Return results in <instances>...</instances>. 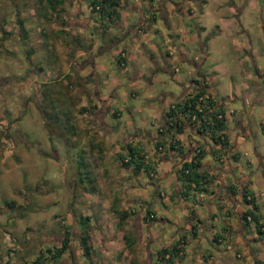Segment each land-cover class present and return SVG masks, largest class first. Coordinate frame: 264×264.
Here are the masks:
<instances>
[{"label":"rangeland","instance_id":"rangeland-1","mask_svg":"<svg viewBox=\"0 0 264 264\" xmlns=\"http://www.w3.org/2000/svg\"><path fill=\"white\" fill-rule=\"evenodd\" d=\"M172 1L180 3L181 20L176 21L170 8L150 13V2H140V11L149 13L155 20L149 29L141 22L136 23L138 16L132 10L128 12L125 26L118 13L109 20L102 19L90 9L88 0H64L53 9L48 8L44 0H0V123L10 131L14 127L15 134L30 142L23 145L20 140H14L13 147H8L0 160V207H6L5 212L0 213V264H29L41 251L45 255L43 264H90L75 239L80 234L88 237L91 264H157L149 260L148 244L139 241L141 232L145 236L146 231H135L137 221L133 218L147 204L148 207L149 203L153 204L155 228L164 229L158 231L165 236L166 228H170L171 233L177 232L175 221L183 223V208L173 203L174 194L171 200L167 199L172 183L168 186L166 181L157 182L160 167L144 169L141 173L144 183L140 185L139 178L131 171L132 164H123L122 158L126 155L121 144L133 139L130 131L134 126L140 131H153L159 119L156 114L182 93L180 79L196 78L194 72L187 73L188 64L177 59L169 62L170 72L162 65L161 70L156 71L143 65V43H150L148 36L151 42H158L159 37L156 39L153 34H167L169 23L172 34H181L175 37L176 45H181L182 35L189 36L186 43L189 59L201 52L200 44L205 46L207 58L201 73L209 82L208 90L216 99H221L225 125L230 126L232 116L251 109L243 120L251 129L248 140L238 146V165L242 170L233 169L232 176L248 177V188L258 202L255 213L264 224V174L257 167L253 153L254 147L264 159V96L261 88L254 87L257 85L254 80L243 77L245 72H252L255 65L259 71H264V55L256 59L249 57V49L242 51L232 37L225 35L242 34V26L245 29L249 26L248 34H264L261 29L264 20L260 21L259 12L251 9L256 0H247L241 27L232 23L229 27L225 24V29L217 20V12L229 13L230 0H201V11L196 7V0ZM224 1L226 6H222ZM126 27L133 30L128 31ZM191 34H201L199 42L191 40ZM116 39L118 42L110 46ZM105 44L107 46H102ZM257 48L258 52L264 51L262 46ZM236 53L247 55L248 60L239 61L233 57ZM87 56L92 58V63L86 66L83 61ZM122 56L123 65L119 64ZM31 65L39 70L38 74H32L35 69L29 71ZM89 71L93 75L85 80ZM244 83L249 86L245 91L257 98L248 105L231 98V93L237 90L242 93L240 84ZM38 85L35 102L27 101L23 112L18 113L22 108L20 102ZM96 93L108 101L103 122L111 130L101 128L100 122L95 126L89 123L90 118L106 111V102L101 106L102 111L99 110ZM13 118H16L14 126L8 125L7 120ZM142 142L138 146L146 144ZM146 142L151 146L145 148L146 153L155 157L153 143ZM198 150L195 148L194 154ZM216 153L220 155L221 151L216 149ZM206 160L211 165L219 164L208 156ZM152 179L157 182V188L149 185L143 189ZM156 191L165 193V206L152 202ZM127 194L129 201H133L125 209L127 216L124 217L121 212L126 203L124 198H129ZM143 214L145 217L146 210ZM84 217L87 218L85 227L79 224ZM63 228L70 232L68 246L58 257L51 258L45 248L60 245ZM52 232L61 235L59 241L52 235L38 236ZM245 238L264 257V233H257L251 225ZM206 240L210 243L207 234ZM101 243L107 244V252L101 248ZM240 250L238 244L231 247V251ZM197 255L193 247L186 246L181 261L176 264H204ZM154 258L157 261L156 256Z\"/></svg>","mask_w":264,"mask_h":264},{"label":"crops","instance_id":"crops-1","mask_svg":"<svg viewBox=\"0 0 264 264\" xmlns=\"http://www.w3.org/2000/svg\"><path fill=\"white\" fill-rule=\"evenodd\" d=\"M145 1L150 2V13H153V11L161 13L166 10V8H170L173 11L171 12V15H173L174 13L176 21L181 20L182 18L180 14V3H174L172 0ZM196 1L198 2L196 3V7L197 9H199L201 0ZM140 2H143V0H134V3H127V0L120 1L116 13H118L119 17H122V23L124 24V26L125 24H127L125 22L127 20L128 12L132 10L138 16V21L136 22L137 24L141 22V24H145L149 29L152 27V24L155 22V20L151 18L149 13H142L140 11ZM201 9L199 10L201 11ZM185 10L189 11L190 8H186ZM229 15L230 11L229 13H223L222 15L217 12V20L224 24L223 29L226 28L225 24H228V27L232 24V20ZM223 17H227V19H224ZM161 21L164 23L162 19ZM168 26L169 28L167 29V34H153L156 39L157 37H159L158 42H151L152 39L148 36L147 40H149L150 43L148 45H145L143 43L142 48L145 54V62L143 64L144 67L153 68L156 71L161 70L162 65L165 70H168L170 72L169 62L177 59V61L179 62L185 61L189 66V68L187 69V73L191 74V72H194L196 78L191 77L187 79L186 77H184L180 79L179 85L183 88L182 93L178 97L172 98V100H170L169 102L168 107H164V109H162L160 113L156 114L155 117L159 119L156 122L155 129L153 131H140L139 128L134 126L133 130L130 131L133 139H129L128 141L124 140V144L121 145L127 148V144H130L132 146L135 144L134 146L145 151L144 163H146L151 168H153V166L160 167L157 175V182H162L164 184V182L166 181V185L168 186H170V184L172 183L173 189L170 188V190L167 191V194L169 195V198L167 199L171 200L174 194L175 200L173 201V203L183 208L184 216L182 224H178L177 221H175V224H177V232L171 233L170 228H166L168 229L167 234H164L165 236H163L159 234L158 230L164 229L155 228L157 220L154 221L155 211L152 210L155 206L149 203L150 207H148L147 204V207L143 208L144 210H150L149 216L147 217L146 215L145 217H143L144 210L142 208L143 211L140 210L139 214H137L133 218V221H137L134 226L135 231L141 232L139 230L141 229L142 231L145 230L147 233L145 236H142L141 232L139 241L144 242L145 245L146 243L148 244L146 252L151 256L149 259L151 263L156 262L154 258L156 256V250L162 247L169 246L176 240L180 239L183 242L182 245L180 244L182 246V255L185 252L186 246L193 247L194 251L198 253V258H202L204 260V264H264L263 253L257 248L251 247L249 245L250 240L245 238V232L249 231L251 225H253L255 228V225L254 222L249 219V216H247L246 220L242 219L240 216L244 210L250 209L251 205L243 200L240 193L241 187H244L247 190L248 193L246 197L253 202L256 208L254 210V213L255 211H257V199L255 196H253V193L248 188V177L246 176L245 178L244 176H241L242 171H240L241 177L238 178L234 175L232 176L233 169L235 170L240 167L239 169L242 170L241 166L238 165V146L243 145L248 140L247 134L251 129L243 120L251 112V109H248L247 112L239 114L238 116H232L231 121L228 122L230 126L224 125L223 136L224 139H226V144L224 145H220L219 143L214 142L206 132L199 131L195 127V124L188 122L187 119L182 120V127L180 131H176L173 128H168L165 123V112L169 108V106H171L172 103L181 100V98L188 96V94L195 93L198 89H203L204 95H208L210 98L215 100L216 104H220V106L222 105L221 99H216L214 93L208 90L209 82H207V80L202 76L203 74L201 73L202 66L205 59L207 58L206 51L204 49L205 46L203 44H200L201 52L198 55L194 56L192 59H189L187 57L186 50V43L189 41V36L185 37L184 35H182L181 39L179 40L181 45H176L177 39L175 37L176 35L181 34H172L170 30V28H172V24L169 23ZM127 27L126 30H133L128 29ZM248 27L249 26L246 27L247 31L249 30ZM181 30L182 29L179 27L178 31L180 32ZM225 35L232 37L233 43L235 42L234 44H236L237 47L242 51L247 52L246 49H249V54L251 55L249 57H254L256 59L260 58L261 55H264V51L258 52V46H256L257 43H260L262 45V48H264V34H248V40H251L252 44V46L249 48L243 45L244 37H242L241 35ZM213 36L214 34L210 35V39H212ZM200 37L201 34H191V40L193 41L199 42ZM116 42H118V39L113 40L110 43V46L115 45ZM102 46H107V44ZM120 55H122L121 51ZM234 55L235 56L233 57L238 58L239 61H243V59L248 60V56L245 54H241L240 56V54L236 53ZM119 62V64L122 65L123 62L125 63L123 56L119 60ZM248 65L250 64L248 63ZM92 66L95 67V63H93ZM240 71L242 70L240 69ZM173 76L175 78L177 77V74H172V77ZM243 77L246 80H254L256 82L255 84H257H253L254 87L259 88L260 80L261 78H264V71H259L257 65H255L252 72H245L243 74ZM240 85L243 87L242 93L240 94L239 90L231 93L232 99H238L242 104L245 103L247 105L251 101L257 100V98H254L253 94L249 93V91H245L249 87L247 84L244 83ZM260 93L264 96V87L260 89ZM255 94L258 95L257 92ZM161 97L165 98L164 95H162ZM107 102L108 101H106V105H104L106 111L101 112L100 116H93V118H90L89 123L95 126L96 124L98 125V122H100L103 126L101 128L111 130V128H109L108 125L103 122L105 114L107 113ZM223 112L224 113L222 118L224 119L225 123L226 114L224 109ZM141 140L146 144H143V146H138V144L143 143ZM147 140L153 143L152 149L156 150V153H154L155 157L149 156L146 153L145 148L147 146H150L147 144ZM176 140H178V147L174 144V148L170 149L168 147L169 141L173 143ZM157 142H159V144L157 147H155V143ZM260 145L262 146L263 143L260 142ZM197 147L200 150L199 159L197 161L199 163L198 170L203 174V178L200 180L199 184L190 183V189L187 192L185 191L186 193H181V189L183 186L177 179V169L182 161L188 160L194 155V149ZM216 149H219L221 151L220 155L216 153ZM253 153L257 160V167L261 168L264 174L263 156L259 152H257L254 147ZM234 154H236V158H233ZM206 156L212 158V160L216 159L219 164L211 165V162L206 160ZM154 170H156V168ZM143 171L144 170L137 171V173L135 174L136 178H139L140 185L144 183V177H142L141 174L143 173ZM150 178L151 177H149V179ZM229 178H231L232 181ZM151 181L152 182H147V185H143L142 188L146 189L149 185L157 188V182H153V179ZM155 194L156 195L153 194L154 197L151 198L152 202L160 204L162 203V205L165 206V203L167 202L165 200V193L156 191ZM123 196H125V194ZM142 198H145L144 194ZM124 199H126V203L122 206L123 211L121 212V214H123L125 217L127 216V211H125V209L127 208V206H129V204L132 203L133 200L129 201L130 197ZM255 215L258 217L259 223H261L259 226L260 232H256L264 233V224L259 220V216L257 215V213H255ZM149 217H152V219H149ZM144 220H147V222H144ZM149 225H151V227ZM206 234L210 238V243H208L206 240ZM145 240L147 241L145 242ZM101 244V248H104L107 252V244ZM237 244L241 246L240 252L231 251V247H235V245ZM88 245H90L89 242ZM211 249L214 253L211 251ZM91 258L92 256L87 258L90 261V264L92 261ZM181 259L182 257L179 260H175V264L176 262L181 261ZM94 263L100 262L95 261Z\"/></svg>","mask_w":264,"mask_h":264},{"label":"trees","instance_id":"trees-1","mask_svg":"<svg viewBox=\"0 0 264 264\" xmlns=\"http://www.w3.org/2000/svg\"><path fill=\"white\" fill-rule=\"evenodd\" d=\"M120 1L121 0H88L90 9L97 12L99 17L102 19H110V16L116 13ZM44 2L48 8L53 9L56 5L62 4L64 0H44ZM223 113L224 112L220 104H216L215 100L210 98L208 95H204L203 89H198L195 93L188 94V96L181 98V100L176 101L169 106L165 112V123L168 128L180 131L182 127V120L187 119L188 122L194 123L195 127L199 131L206 132L214 142L224 145L226 144V139H224L223 136L225 125L224 119L222 118ZM218 115H220V117H218ZM177 141L178 140L173 143L169 141L168 147L170 149L174 148V144L178 147ZM158 144L159 142L155 143V147H157ZM123 148L126 155L122 158L123 164L127 165V163H131V171L133 174H136L137 171L150 169V166L144 163L145 151L143 149L141 150L130 144H127V148ZM199 153L200 150H198L190 159L182 161L177 169V179L183 186L181 193H186L190 189V183L199 184L200 180L203 178V174L198 170L199 163L197 161L199 159ZM233 158H236V154H234ZM240 193L243 200L246 203L251 204L250 209L244 210L241 213V218L246 220L247 216H249V219L254 222L256 231L260 232L259 226L261 223H259L258 217L254 213L256 208L253 202L246 197L248 193L247 190L244 187H241ZM149 213L150 210L147 209L146 215ZM86 219L87 218L84 217L83 220L79 221V224L85 227L87 222ZM61 234L63 237L59 246L45 248V252L48 253L51 258L58 257L68 246L70 236L69 230L63 228ZM87 238L86 234H80V236L75 237L82 249V253L85 257L89 258L88 249L90 248V245H88V242L86 244ZM180 244L182 245L183 242L178 239L169 246L159 248L156 251L157 261L155 263L173 264L175 260H179L182 257V246ZM44 258L45 255L41 251L29 264H43Z\"/></svg>","mask_w":264,"mask_h":264},{"label":"flooded vegetation","instance_id":"flooded-vegetation-1","mask_svg":"<svg viewBox=\"0 0 264 264\" xmlns=\"http://www.w3.org/2000/svg\"><path fill=\"white\" fill-rule=\"evenodd\" d=\"M177 4H179V3H177ZM247 5H248V1L247 0H241V1H237V2H234L233 0H230L229 1V3L227 4V6L230 7V15L229 16H230V18L232 20V23H236V24H238V26L241 27L242 23L245 20L244 11L246 10L245 8H246ZM222 6H226L225 1L222 4ZM251 7H253L251 9L254 12H259L258 13L259 20L260 21L264 20V16H263V12H264V2H261V1L256 0L251 5ZM261 29L262 30L264 29L262 23H261ZM240 32L242 34H235V35L236 36L241 35L242 37H244L243 45L247 46L248 48L251 47L252 46L251 40H248L249 39L248 33L246 32V29L243 26L240 28ZM256 46H260L261 47L262 45L260 43H257ZM85 50L86 49H84L83 51H85ZM85 59H84L85 61H83V63L85 62L86 63V66L88 64L92 63V58L91 57L87 56V58H85ZM90 59H91V61H90ZM31 69H35V71H34L35 73H32V74H38L39 70L36 69L33 65H31V68L29 69L30 72H32ZM73 70H74V72L75 71L78 72L77 69H73ZM27 71L25 72L26 75H27ZM85 75H86L84 77L85 80L91 79L90 76L92 75V71L87 72V74H85ZM262 87H264V78H261V80H260L259 88H262ZM39 89H40V85H38L37 87L35 86L32 90H30L29 95H27L26 98H24V100L20 102V105H21L22 108L18 111V113L19 112H23V107H24V105L26 104L27 101H29V102H35V98H34V96H36L35 92L38 91ZM95 98L97 99V103L99 105L98 106L99 107V110H101V106L103 105V103L106 102V99H100V97L97 95V93L95 95ZM110 98H111V96L109 97V99ZM54 107L55 106H53V108ZM51 108H52V106H51ZM37 109H38L39 112H42V110H41L42 108L39 107V105H37ZM100 115H101V112H100ZM14 119H16V118H13L11 120H7L6 123L8 125L14 126L13 125ZM53 119H56L55 116L53 117ZM13 128L14 127H12L11 128V131H10V130H8V127L6 125L0 123V160H2V154L5 153V151L7 150V148L8 147H13L14 140H16V141L17 140L18 141L20 140L23 145H26V144L30 143V142L26 141L23 137L15 134V131H14ZM34 190H36V189H34ZM5 209H6V207H4V208L3 207H0V213L1 212H5ZM55 233L56 232H54V234H53V232H52L51 234H47V235H43L41 233L38 236L43 237V236L52 235V238H54L55 240H58L59 241L62 234L60 235V234L56 233L57 234L56 235Z\"/></svg>","mask_w":264,"mask_h":264},{"label":"built area","instance_id":"built-area-1","mask_svg":"<svg viewBox=\"0 0 264 264\" xmlns=\"http://www.w3.org/2000/svg\"><path fill=\"white\" fill-rule=\"evenodd\" d=\"M218 117H220V115H218Z\"/></svg>","mask_w":264,"mask_h":264}]
</instances>
